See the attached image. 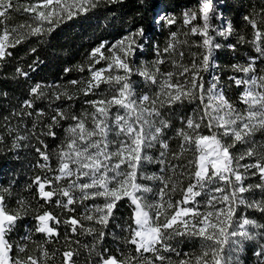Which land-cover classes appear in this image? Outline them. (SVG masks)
<instances>
[{"label": "snow or ice", "instance_id": "obj_1", "mask_svg": "<svg viewBox=\"0 0 264 264\" xmlns=\"http://www.w3.org/2000/svg\"><path fill=\"white\" fill-rule=\"evenodd\" d=\"M100 2L0 0V69L19 46L51 37ZM219 15L213 0H197L182 13L187 30L169 31L151 61H136L146 40L139 28L64 69L79 78L35 82L7 114L0 105V145L31 149V167L40 170L26 186L35 189L32 199L14 195L15 181L0 186V264H245L246 250L264 264V223L246 214L264 216V6L243 16L251 38L239 43L254 54L230 65L227 83L216 36L235 29L230 21L216 27ZM157 22L171 29L176 17ZM185 46L202 51L186 63ZM28 51L34 59L17 65L14 78L30 80L29 70L43 63L36 47ZM233 86L235 100L227 94ZM81 95L87 108L77 110ZM46 138L59 143L51 148ZM121 207L127 217H117ZM25 217L34 224L14 240Z\"/></svg>", "mask_w": 264, "mask_h": 264}, {"label": "trees", "instance_id": "obj_2", "mask_svg": "<svg viewBox=\"0 0 264 264\" xmlns=\"http://www.w3.org/2000/svg\"><path fill=\"white\" fill-rule=\"evenodd\" d=\"M216 3H220L217 9L222 21L224 23L230 21L235 29L234 33L227 38L216 36V41L222 47L214 52V56L221 72L222 81L227 83V77L234 74L230 65L237 62L243 63L248 55L254 54L249 45L239 43L241 35L245 36L246 39L251 38V29L245 26L243 16L252 8L255 7L258 10L264 5L261 4V0H217ZM196 5L197 0H118L117 3H109L107 0H103L86 17L80 16L62 24L51 37L46 36L39 43L33 38L28 44L19 46L15 50L16 59L11 60L3 69H0V92L8 93L7 98L0 99V105L5 109L4 114H7V109L26 98L28 89L35 82L65 84L68 80L79 78L80 73L76 71L65 73L64 69H74L77 65L85 63L89 51L101 41L106 40L109 43H114L129 32L143 28L146 36L145 47L143 52L137 54L136 61L137 63L151 61L154 59L153 46L159 44L163 47L168 40L169 31L183 32L187 30L182 23V13ZM172 16L176 17V24L171 29L157 22L162 18ZM22 19L24 18L16 17L13 22L17 23ZM180 39H184V37L181 36ZM188 39L189 43H192L201 38L189 36ZM230 44L236 45L235 51L228 47ZM30 47L37 48L43 63L39 64L35 71L29 70L30 80L25 81L22 77L14 78L13 71L17 65L26 68L27 64H30L34 59V55L28 51ZM184 51L185 62L187 63L191 58V53L201 52L202 49L185 46ZM258 66L264 67V64ZM166 67L171 70L170 65ZM103 87L105 86L102 85ZM237 92L238 90L233 86L227 94L235 100ZM84 99L86 98L81 95L80 99L76 101L77 110L87 108V105L82 104ZM88 110L91 111L90 108ZM57 131L60 134L61 130ZM46 142L51 148H55L59 140L46 138ZM177 143L173 142L174 150ZM35 159V153L29 148L13 149L11 140L0 145V186L7 187L10 182L15 181L12 185L14 195L18 194L32 199L35 189H32L30 193L26 186L35 174H40L39 169L31 167ZM53 166H55L54 159ZM148 171H155V167L149 166ZM255 198L259 199V194H256ZM101 202L97 201V203ZM40 203L43 202L40 201ZM33 207H35V202ZM129 214L126 207H121L116 213L118 218L127 217ZM246 214L264 223V216H261L260 213L247 210ZM33 224L34 222L30 217H25L19 221L14 240H19L27 228L32 227ZM110 230L119 233L114 224L110 226ZM39 238L38 234L34 237V239ZM82 239L90 240L91 238ZM107 244L115 252L116 243L112 241L111 236L108 237ZM49 247L51 249L59 247V245L54 244ZM183 250L188 251V246H183ZM242 258L245 260V264H254L250 250H246L242 254Z\"/></svg>", "mask_w": 264, "mask_h": 264}, {"label": "rangeland", "instance_id": "obj_3", "mask_svg": "<svg viewBox=\"0 0 264 264\" xmlns=\"http://www.w3.org/2000/svg\"><path fill=\"white\" fill-rule=\"evenodd\" d=\"M101 1H103V0H101ZM217 2V0H213V3L215 4L214 6H215V8H216V10L218 11V6L220 5V3H216ZM219 13V12H218ZM215 20H217L218 22H216ZM214 20V25L216 26V27H220V26H222V24L224 23L223 21H222V19H221V17H220V15H219V17L217 18V19H215ZM214 34V33H213ZM215 35V34H214ZM106 87V86H105Z\"/></svg>", "mask_w": 264, "mask_h": 264}]
</instances>
